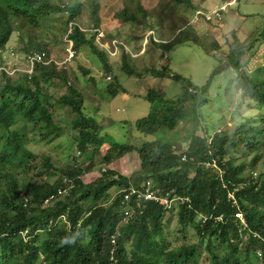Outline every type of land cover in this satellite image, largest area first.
<instances>
[{"label": "trees", "instance_id": "1", "mask_svg": "<svg viewBox=\"0 0 264 264\" xmlns=\"http://www.w3.org/2000/svg\"><path fill=\"white\" fill-rule=\"evenodd\" d=\"M168 1L183 4L192 11L201 8L190 0ZM44 5L42 0H0V53L13 32L18 30V23L25 22L30 27L40 23ZM56 10L65 17L61 19L63 37L67 36L72 41L76 51L82 47L89 50L102 66L103 74H113L110 57L94 43L93 35L78 28L79 15L84 12L83 4L61 0V8L59 5ZM147 15L140 1H136L135 8L124 7L114 17L120 19L121 24L143 25ZM89 20L95 26L100 24L99 18L96 22ZM223 21L215 19L209 23L220 27L224 25ZM68 29L71 31L69 35ZM250 38L251 34L244 40L233 36L232 41L227 42L228 50L221 53L220 62L223 64L216 66L201 89L187 80L181 97L173 100L165 99L159 90L151 89L146 93V101H161L163 108L156 107L155 112L135 124L144 135L176 128L186 118L185 105L195 101L192 108L195 111L196 106L200 108L206 104V93L213 79L226 70H234L229 76V85L234 86L242 99L250 102L246 106L254 103L259 107L256 117L260 120L255 119L251 126L241 125L242 121L235 138L229 135L219 137L215 133L208 141V138H199L193 133L183 152L174 150L176 145L162 141L141 146L107 141L102 136L101 124L86 114L85 100L74 88L69 87L67 93L53 104L52 98L42 92L41 85H49L53 79L66 84V76L60 72L65 69H58L53 62L46 66L36 64L33 76L29 79L23 76L13 82L6 72L0 71V264H205L206 261L208 264H264V156L258 152L260 143L257 139L264 137V72H257L258 68H264V61L253 70L247 69L249 60L254 57V49L264 42V33L254 39L255 46L247 48ZM150 42L160 50L161 59L179 43L201 45L197 39L192 41L185 31L178 32L167 43ZM39 48L37 44L30 43L20 53L25 57L30 52L40 51ZM209 48L211 57H215L214 50L221 51L215 41ZM129 56L125 52L121 54L122 73L134 77ZM2 60L4 58L1 57ZM175 76L178 77L174 75L172 78L176 79ZM29 83L34 87L31 88ZM106 91L112 97L128 93L115 77ZM242 104L245 101L242 100ZM56 106L68 107L78 119L74 125L75 129H80L78 151L99 153L102 164L106 166L128 153H137L139 178L130 181L111 168H103L98 178L85 184L80 178L83 172L81 165L63 163L62 168L54 171L50 158L37 156L28 149L27 129L36 132L40 141L45 143H52L61 136V130L53 120L52 109L54 112ZM258 123L261 128L256 127ZM237 142L244 149L243 156L254 153L247 165L242 162L235 165L236 159L227 157ZM90 145H93L92 149H89ZM182 155L192 157L193 162H182ZM37 158H40V163ZM75 159L71 156V160ZM212 160L216 161L215 169L206 170L201 165ZM258 164L262 170L258 171L255 183L236 193L245 221V227L239 231V222L233 216L236 210L227 203L222 183L243 181L247 168L250 170L246 175ZM219 170H224L222 176ZM52 172L57 174L52 183L40 180L43 176H52ZM146 181L154 184L159 196L174 189L176 195L184 200L183 204L175 202L177 205L166 215L158 204L147 203L131 195L129 205L133 214L123 221L121 201L124 194L129 188L142 191L141 183ZM113 188L116 193L111 195ZM61 190L67 193L60 195ZM66 213L67 223L59 219ZM210 213L216 216L224 214L223 222L208 220L202 224L197 221L198 215ZM173 214L177 217L178 228L190 226L194 230L198 236L196 244L168 247V236L179 231L168 222ZM78 221H81L83 229H75ZM77 232L80 235L74 244L61 245L63 237ZM112 235L115 236L114 244L110 242ZM203 240L205 245H202ZM202 253L205 256H201Z\"/></svg>", "mask_w": 264, "mask_h": 264}, {"label": "rangeland", "instance_id": "2", "mask_svg": "<svg viewBox=\"0 0 264 264\" xmlns=\"http://www.w3.org/2000/svg\"><path fill=\"white\" fill-rule=\"evenodd\" d=\"M42 1L45 2V5L42 14L39 16L40 23L35 27H30L25 22L18 23V30L13 32L8 45H15L21 50L22 47L24 48L26 45L33 43L37 44L40 47L39 49L46 50L55 58L64 57L66 44L62 42L63 35L61 31V19L63 20L64 16H61L56 10V7L61 6V0ZM70 1H79L83 4L84 13L79 15L80 24H87L90 21L89 19L96 22L99 18L100 25L104 27L106 33L110 32L114 39L127 45L131 53L133 51L134 54L132 55L137 57L129 56L130 59H128L136 75L133 77L122 73V58H119V55L113 58L111 56H114V53H111L110 56L109 65L112 68L113 76L118 81L124 80L127 88H129V93L132 92V95H135L134 97L131 96V103L128 106L126 104V108H124L123 102L119 98L113 100V107L110 108L108 104L109 95L106 94V87H108L109 81L106 80L103 74L102 66L99 65L96 58L85 47L78 50L77 57L65 69L66 71H60L61 74L66 76L65 85L56 79L50 81L49 85H41L42 92L51 97L52 103L55 104L60 97L66 94L69 87L81 88L80 83L83 82L85 93L81 94L85 100L84 109L86 114L101 124L103 129L102 136L107 141L136 146H141L147 142L162 141L176 145L174 150L177 149L183 152L190 143L188 141L189 136L193 133L199 138L204 137L206 140L208 138V141L215 133L219 134L215 136L224 137L229 135L233 139L236 137V131L242 121L241 125L248 124V126H251L253 125L251 122H255V119H257L256 116L259 114L257 108L259 107L254 103L250 104L249 107L246 106L250 102L242 99V96L237 93L234 86L229 85V76L233 74L234 70L233 72L226 70L225 73L213 79L206 93L208 98L206 104L200 108L196 106L195 111L192 110L193 106L196 105L195 101L191 100L185 105L186 118L173 130L160 129L151 135H144L135 127L137 122L142 121L149 113L155 112L156 107L163 108L161 101L150 103L145 100V95L149 90L162 91L165 99L173 100L181 97L182 87L187 80L198 89H201L216 66L223 64V62H220L221 53L223 54V52L228 50L227 42H231L233 36L242 40L251 34L246 47L255 46L254 39L264 33V0H237L235 6L228 8L223 13V16H227H222L224 25L227 26L222 30L221 28L217 30L216 26L208 22H200L193 29L188 27L186 35L192 41L197 39L201 45L179 43L171 51L169 50L165 60L159 57L160 50L151 44L148 39L150 36L147 33L155 30L154 36L159 42L160 39L166 42L171 41L175 36L176 30L184 26V23L192 17L191 10L185 8L183 4H173L168 0ZM136 1H140L143 8L148 11L144 24L142 26L131 22L121 24V20L115 18L114 14L120 12L124 7L135 8ZM190 1L192 2L193 0ZM194 1L200 2L201 6L208 9H216L227 0H206L205 4H203V0ZM115 23L117 25H114ZM232 33H234L233 36ZM134 40L139 41L140 47L137 46L138 48H135L134 45L137 44ZM147 40L148 42L145 44ZM214 40L219 44L221 51L217 52L214 50L213 54L215 57H211L207 48L210 49L209 46ZM105 47L106 50L110 49L107 44H105ZM141 49L143 51L139 53ZM254 50V58H262L264 55V42L260 43ZM4 56L6 57L7 53H4ZM19 57V55H16V60H7V63L11 64V62H14L17 66L22 65ZM254 58L249 60L247 64L248 71L263 63V61L255 60ZM64 72H67V75ZM84 72H88V74L86 75ZM257 72H264V68H258ZM156 73L158 74L157 76ZM161 73L165 76L161 77ZM174 74L178 76H175L176 79L179 78L178 80L169 78V75ZM16 76L17 74H14L10 77L11 82L18 80L19 76L17 78ZM90 78H94V81ZM29 84L31 88L34 87L33 84ZM90 84L94 85L90 86ZM92 87H95L96 90H92ZM242 100L245 101L244 105ZM95 102L97 103L95 104ZM260 110L262 111L261 108ZM125 112L126 114H124ZM52 113L55 124L61 130V136L52 143H45L40 141L36 132H31L27 129L26 137L28 142L26 146L35 155L50 158L54 171L62 168L63 163L71 166L81 165L83 172L80 178L85 184L93 182L99 177V172L103 168L109 167L120 175L129 178L130 181H135L139 178L140 161L137 153L125 155L108 166L103 165L102 156L99 153L90 154L88 151L82 153L77 150L76 146L80 129L74 128V125L78 122L76 115L65 106L63 108L56 106L54 112L52 109ZM257 120H260V118ZM256 127L261 128V125L258 123ZM257 139L260 143L258 152L264 156V137L259 136ZM236 144V148L230 149L227 157L236 159L235 165L241 162L247 165L254 153L246 154L247 157H245L243 156L242 150L244 149L240 142ZM92 147L93 145H90L89 149H92ZM71 156L76 159L71 160ZM36 161L40 163V158H37ZM259 164L255 168L257 172L262 170ZM249 170L250 168L248 167L244 172V176ZM89 171L91 172L88 173ZM50 174L53 175L50 177L43 176L40 180L52 183L56 179L57 174L55 172ZM20 176L21 174L18 173V177ZM110 192L114 195L116 189ZM168 222L171 223L172 228L179 229L176 234L168 236L169 248L178 247L181 244H196L198 242V236L190 226L178 228L176 215L173 214ZM202 245H205V240L202 241ZM201 256H205V253H202ZM205 264H208V262L206 261ZM253 264H258V262Z\"/></svg>", "mask_w": 264, "mask_h": 264}, {"label": "built area", "instance_id": "3", "mask_svg": "<svg viewBox=\"0 0 264 264\" xmlns=\"http://www.w3.org/2000/svg\"><path fill=\"white\" fill-rule=\"evenodd\" d=\"M237 0H227L220 8L212 11H200L197 10L195 12V18H200L202 17L205 21H210L214 18L220 19L221 18V12L226 9V7L234 5ZM71 31L69 30L68 33ZM103 37V34L101 32H98L97 34V43L101 46V41L100 39ZM70 43V42H69ZM113 48L115 52L118 50L117 44H113ZM75 52L71 49V43L70 47L67 49V56L65 60L58 64V65H63L64 63L70 61L74 57ZM26 62L29 65V69L32 70L33 66L35 64H46L45 63V54L44 53H39V54H31L28 55L26 58ZM31 70L26 71L28 74L31 73ZM13 72V71H10ZM107 80H110V77H107ZM182 161L187 160L186 155H182L181 157ZM216 161L212 160L211 162H206L204 163V167L206 169H215L216 168ZM220 176L224 174V170H219ZM258 175L257 171H252L248 175L244 177L243 181L240 182H224L222 183L223 188L226 190V201L230 205L231 208H233L235 213L233 214L235 220L239 222V225L237 226L238 230L240 231L242 227H245V221L243 217V212L239 210V204H238V199L236 196V193L239 192L240 190L244 189V187L254 184L255 179ZM142 191L134 188H129V190L124 194L123 200L121 201V206H122V211L124 212L125 217H130L132 214V209L129 205V200L131 195H136L137 199H143L144 202L148 203H154L158 204L164 209H170L175 202H180L183 204L184 200L180 198L179 196L176 195L175 190L172 189L170 191L165 192L162 196L157 195L158 189L155 188L154 184L151 181H146L141 185ZM67 191L61 190L59 192L60 195L66 194ZM50 198L45 201V203L49 202ZM124 217V220H125ZM202 224L206 223L208 220H215L216 222H223L224 220V214H220L218 216L210 213L208 215H201L199 219ZM110 242L112 244L115 243V236H111Z\"/></svg>", "mask_w": 264, "mask_h": 264}, {"label": "clouds", "instance_id": "4", "mask_svg": "<svg viewBox=\"0 0 264 264\" xmlns=\"http://www.w3.org/2000/svg\"><path fill=\"white\" fill-rule=\"evenodd\" d=\"M193 4V3H192ZM224 4V3H223ZM223 4H221V6L223 5ZM197 5V4H196ZM220 6V7H221ZM233 6H235V4L234 5H231V6H228V7H226V9L224 10V11H222L221 12V18L220 19H216V18H214V19H212V20H210V21H213V20H222V16H223V13H225L226 12V10L228 9V8H232ZM220 7H217L216 9H218V8H220ZM60 8H61V6H60ZM216 9H213V10H216ZM197 10H200V11H204V12H207V11H212V10H206V9H202V8H199V9H196L195 11H192L191 10V14H192V17L189 19V20H187L184 24V26H181L180 28H178L177 30H176V33H175V35L178 33V32H180V31H185V32H187L188 30H187V28L188 27H191V28H193V25L194 24H197V23H200V22H210V21H205L202 17H200V18H195V12L197 11ZM147 11V10H146ZM148 12V11H147ZM84 13V12H83ZM148 16V15H147ZM65 18V17H64ZM77 25H78V28L82 31V32H84V33H86V34H88V35H93L94 36V43L100 48V49H102V50H104L105 52H106V54H107V56H111V53H114V56H111V57H113V58H116L118 55H119V58L121 57V54H122V52H125L126 54L127 53H130L129 55H130V57L132 56L133 58H137V57H135V56H133L132 54H134L133 53V51H132V53H131V51L129 50V48H128V46L127 45H125V44H123L122 42H119V41H117L116 39H114V37H112L111 39H109V35L110 36H112L111 35V33L109 32V33H106V31L104 30V27L102 26V25H100L99 24V26H95L93 23H90V22H87V24H80V22L78 21L77 22ZM142 26V25H141ZM71 28V26H69V29ZM69 29H68V31H69ZM98 32H101L102 34H103V37L100 39V41H101V46L97 43V41H96V39H97V34H98ZM154 32H155V30H151V31H149L148 33H147V35L148 36H150L148 39L149 40H153V41H157L158 43H167L165 40H163V39H160V42H159V40H157L156 38H155V36H154ZM71 33V32H70ZM70 33H68L67 32V35H69ZM146 36V35H145ZM175 37V36H174ZM173 37V38H174ZM144 40H145V37H144ZM142 41V40H141ZM62 42H64L65 44H66V47L64 48V57H62V56H60V58H55L53 55H51L50 53H48L46 50H44V49H41L40 51H34V52H30L29 54H27V56L28 55H31V54H39V53H44L45 54V63L46 64H41V65H44V66H46L48 63H50V62H53L54 64H56L57 65V68L58 69H66V67H68L70 64H71V62L77 57V53H78V51H76L74 48H73V43H72V41L71 40H69L68 39V37L67 36H64L63 38H62ZM71 43V49L75 52V54H74V57L70 60V61H68V62H66V63H64L63 65H58V64H60V63H62L64 60H65V58H66V56H67V49L70 47V43ZM147 42H148V40L146 41V43L145 44H147ZM170 42V41H169ZM105 44H107L109 47H110V49L109 50H106L105 48ZM113 44H117V47H118V50L115 52V50H114V48H113ZM144 44V45H145ZM143 45V44H142ZM140 47V46H139ZM23 48V47H22ZM21 48V49H22ZM141 51H143V49H141L140 51H139V53L141 52ZM47 52V53H46ZM4 53H7V56L5 57L4 56ZM18 53V55L20 56L19 58L21 59V62H22V65H20V66H17L14 62H11V64H8L7 63V60H16V54ZM0 56L2 57V58H4V60H2V61H0V71H4V72H6L7 73V76L9 77V79H10V77L12 76V75H14V74H17V76H16V78L17 79H22V77L24 76V77H28V79L31 77V76H33V74H34V66L36 65H34L33 66V68H32V70L31 69H29V65L27 64V62H26V58H27V56H25V57H23V54H21L20 53V50L17 48V46H15V45H12V46H9L8 44H7V46H6V48L4 49V51L3 52H1L0 53ZM110 57V58H111ZM166 57H167V55H165L162 59H166ZM122 66V65H121ZM28 70H31V73L30 74H28L26 71H28ZM10 71H13V72H10ZM106 75V80H107V77H110V80H107V81H111L112 79H113V74H104V76ZM26 77V78H27ZM112 77V78H111ZM16 81V80H15ZM67 93V92H66ZM187 160H189V161H192L193 162V158L192 157H189V158H187ZM187 160L186 161H182V162H187ZM207 162V161H206ZM206 162H203V163H201V165L204 167V163H206ZM205 168V167H204ZM206 169V168H205ZM103 170V169H102ZM206 170H210V169H206ZM253 171H257V169H255V170H253ZM259 171V170H258ZM246 176V175H245ZM244 176V177H245ZM243 177V178H244ZM244 180V179H243ZM143 183H141V185H142ZM113 189H115V188H113ZM113 189H111V190H113ZM110 190V191H111ZM110 194H111V192H110ZM112 195V194H111ZM186 199V198H185ZM186 200H188V199H186ZM48 203V202H47ZM148 203V202H147ZM177 204L176 203H174L173 204V206H176ZM172 206V207H173ZM131 207V206H130ZM161 207V206H160ZM171 207V208H172ZM162 208V207H161ZM171 208L170 209H164L163 208V210H165V212H166V215H168V213L167 212H169L170 210H171ZM131 209H132V207H131ZM121 211H122V206H121ZM122 213L124 214V212L122 211ZM67 214L68 213H66V214H64V215H62V216H60V218L59 219H62L64 222H66L67 223V220H66V218H67ZM132 214H133V209H132ZM131 214V215H132ZM202 214H200V215H198V217H197V221H200V220H198L199 219V217L201 216ZM125 217V216H124ZM123 221H125L124 220V218H123ZM75 227V229H83L82 228V226H81V221H78L77 223H76V225L74 226ZM27 231H25V233H24V240H26V238H27ZM80 235V233L79 232H77L76 234H74V235H70V236H65V237H63L62 239H61V241H60V243H61V245L63 246V245H70V244H74L75 243V241H76V239H77V237Z\"/></svg>", "mask_w": 264, "mask_h": 264}, {"label": "crops", "instance_id": "5", "mask_svg": "<svg viewBox=\"0 0 264 264\" xmlns=\"http://www.w3.org/2000/svg\"><path fill=\"white\" fill-rule=\"evenodd\" d=\"M192 3L193 4H197V5H199L202 9H206V10H208V8L207 7H203V6H201L200 5V2H196V1H192ZM206 3V0H203V4H205ZM211 9H213V8H211ZM211 9H209V10H211ZM223 17H227L226 15H224ZM224 20V19H223ZM198 24V23H197ZM197 24H194L193 25V28H195V26L197 25ZM114 25H117V23H115ZM213 25V24H212ZM213 26H216L217 27V30H218V28H221V30L224 28V27H226L227 25H223V26H217V25H213ZM193 28H191V29H193ZM245 39V38H244ZM244 39H242V40H244ZM139 40V39H138ZM138 40H134V42H136V44L137 45H134L133 43V45L135 46V48H138L137 46H140L139 45V41ZM215 41V40H214ZM216 42V41H215ZM203 47V46H202ZM208 49V48H207ZM264 56V55H263ZM255 57V56H254ZM254 57H251V59L250 60H252V58H254ZM255 60H259V61H264V58L262 57V58H260V59H256V58H254ZM86 75L88 74L87 72H84ZM108 75V74H107ZM154 75H155V73H154ZM158 74L156 73V76H157ZM175 75V74H174ZM174 75H169V78H172V76H174ZM160 76L161 77H164L165 75H163V73H161L160 74ZM87 77V76H86ZM105 77H106V75H105ZM113 78H114V76H113ZM92 81H94V78H90ZM113 80V79H112ZM121 85H122V87L123 88H125L126 89V91L128 92V93H123V94H120V95H117V96H114V97H112L111 95H110V93L107 91V95H109L108 96V98H109V102H108V104L110 105V108H112L113 107V104H112V102H113V100L114 99H117V98H119V99H121L122 100V102H123V106H124V108H126V104H127V106L131 103V96L132 97H134L135 95H132V92L131 93H129V91H128V89L129 88H127V85H126V83H124V80H121V81H118ZM81 84V88H75L80 94L81 93H85V87L83 88V86H84V84H83V82H81L80 83ZM92 85H94V84H90V86H92ZM92 90H96V88L95 87H92ZM91 90V91H92ZM162 92V91H161ZM163 93V92H162ZM97 102H95V104H96ZM58 107H60V108H63L64 106H58ZM92 109V108H91ZM127 112V111H126ZM126 112L124 113V114H126ZM117 113V112H116ZM111 114H113V113H111ZM123 114V115H124ZM78 123V122H77ZM127 155H131V153H129V154H127ZM110 168V167H109ZM91 171H89L88 173H90ZM93 172V171H92ZM136 181V180H135Z\"/></svg>", "mask_w": 264, "mask_h": 264}]
</instances>
